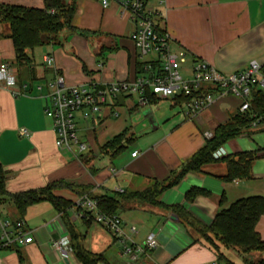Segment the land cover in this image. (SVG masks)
Wrapping results in <instances>:
<instances>
[{
    "label": "crops",
    "instance_id": "0c3cea01",
    "mask_svg": "<svg viewBox=\"0 0 264 264\" xmlns=\"http://www.w3.org/2000/svg\"><path fill=\"white\" fill-rule=\"evenodd\" d=\"M0 2L42 7V0ZM74 2L72 28L63 30L57 42L28 50L27 64L16 65L9 31L0 24V63L10 65L16 76L11 88L0 81V164L6 189L18 193L61 181L71 187H60L54 194L72 202L60 211L47 201L30 205L21 219L32 241L0 247V264H83L70 246L66 254L50 247L54 239L69 241L71 233L86 251L100 256L94 264H246V258L264 257V252L243 253L198 230L208 227L217 211L231 202L264 196V121L250 124L217 149L219 159L258 152L261 156L251 163L249 178L223 180L226 168L218 160L203 165L200 172H186L159 194L156 204L121 197L174 177L219 124L240 112L238 98L219 96L206 84L203 90H210L215 101L188 118L185 102L178 98L139 103L135 96L121 95L100 111H88L94 120L81 112L76 115L78 136L89 145L78 160L55 147L52 121L44 113L48 81L55 75H62L67 85L132 80L138 64L156 59L154 54L140 56L130 39L133 22L121 15L118 5L103 8L99 0ZM147 5L157 12L156 25L169 35L171 50L186 51L180 66L183 78H189L195 60L208 62L220 73L243 70L251 60L264 65V0H147ZM46 55L53 57L50 66L43 63ZM21 128L28 135H20ZM122 132L125 140L118 153L111 156L102 150ZM192 190L196 192L188 198ZM87 193L118 200L114 214L125 232L134 225L136 243L154 233L157 246L135 259L124 253L122 242L94 221V211L75 215V202ZM0 215L18 219L9 202L0 205ZM256 230L264 241V215Z\"/></svg>",
    "mask_w": 264,
    "mask_h": 264
},
{
    "label": "built area",
    "instance_id": "2783aa9c",
    "mask_svg": "<svg viewBox=\"0 0 264 264\" xmlns=\"http://www.w3.org/2000/svg\"><path fill=\"white\" fill-rule=\"evenodd\" d=\"M103 8L111 4L118 5L121 15L128 17L134 25L130 39L138 49L140 56L147 54L156 55L152 62H144L142 71L132 80L111 81L108 83H92L88 85H67L62 75L46 83L48 92L45 95L47 105L45 115L52 121L55 134L54 145L59 150L70 153L79 159L88 149L87 142L78 136L76 115L82 113L84 118L94 117L88 111H100L103 106L110 103L118 96H135L139 103L147 102V95L158 98H174L181 93L203 89L208 84L222 95H232L240 100L239 111L245 112L250 108L249 97L252 88L260 87L264 90V74L261 65L256 60H251L245 69L220 73L213 65L204 60H195L189 78H183L180 66L186 60V51H172L170 38L156 25L157 12L147 5V0H99ZM52 12V11H51ZM53 57L46 55L43 63L46 66L53 64ZM0 81L7 88L16 83V76L12 67L7 63H0ZM13 94L17 92L13 91ZM215 101V96L210 92L190 98L185 102L184 113L191 118ZM87 110V113L82 111ZM252 125H257L260 118L252 114ZM20 135H28L24 128L19 130ZM136 152L131 155L135 156ZM213 156L217 157V150ZM114 172V169H111ZM122 192L121 189H118ZM97 200L83 195L75 202L77 217L87 212H95L94 221L123 244V251L133 259L137 255L152 250L157 246L154 233H150L143 242L136 243L133 236L137 233L134 225L128 227L126 233L122 220L116 214L100 212L97 209ZM32 237L24 229L21 218L8 219L0 215V247H9L14 244H28ZM68 238H58L50 241V247L62 254L70 252ZM212 264H220L213 261Z\"/></svg>",
    "mask_w": 264,
    "mask_h": 264
},
{
    "label": "trees",
    "instance_id": "16d2710c",
    "mask_svg": "<svg viewBox=\"0 0 264 264\" xmlns=\"http://www.w3.org/2000/svg\"><path fill=\"white\" fill-rule=\"evenodd\" d=\"M52 11V12H51ZM75 11L74 0H42V7L24 6L0 2V23L7 25L9 38L12 41L15 55V63L20 66L30 62L28 50L46 44L55 43L60 33L72 28L70 22ZM137 74L142 71V65L138 64ZM261 73L264 74V65H261ZM210 90H197L181 93L174 98L187 102L202 92ZM147 99L154 101L156 96L148 94ZM250 108L245 112H238L225 123L219 124L206 141L203 147L196 151L182 166L179 172L172 178L163 182H157L143 192L122 194L121 197L137 198L151 204L157 203V197L167 187L176 184L186 172H200L203 165L221 161L225 164L226 173L221 177L228 181L235 178H249L251 163L261 155L258 152H241L232 156L215 158L214 152L226 141L238 136L251 124L252 114L264 121V92L252 88ZM125 140V133L114 136L102 146V150L110 151L111 156L118 153ZM5 170L0 164V205L9 202L16 211L18 218H22L26 209L33 204L47 201L56 210H65L71 206V201L54 194V190L60 187L70 188L61 181H54L37 189H30L18 193H10L6 189ZM87 192V191H86ZM196 190L187 194L188 198L194 196ZM87 196L97 200V209L100 212L114 214L119 206V201L114 198ZM264 215V196H248L231 202L227 207L220 208L215 214L210 225L199 232L208 237L214 236L219 242L228 247H235L246 253L250 251L264 252V241H261L256 230V224ZM69 246L75 256L83 264H94L100 256L86 251L78 241L77 235L70 234ZM246 264H264V257L257 261L244 259Z\"/></svg>",
    "mask_w": 264,
    "mask_h": 264
},
{
    "label": "rangeland",
    "instance_id": "374dc122",
    "mask_svg": "<svg viewBox=\"0 0 264 264\" xmlns=\"http://www.w3.org/2000/svg\"><path fill=\"white\" fill-rule=\"evenodd\" d=\"M0 24L4 27L5 30L8 29L6 24H4V23H0ZM185 66H188V63H186ZM255 253H256L257 255L260 254L259 252H255Z\"/></svg>",
    "mask_w": 264,
    "mask_h": 264
}]
</instances>
